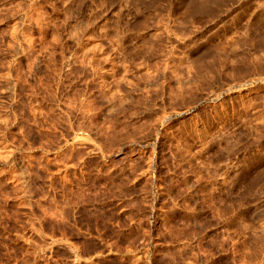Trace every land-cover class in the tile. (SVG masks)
<instances>
[{
    "label": "rangeland",
    "instance_id": "374dc122",
    "mask_svg": "<svg viewBox=\"0 0 264 264\" xmlns=\"http://www.w3.org/2000/svg\"><path fill=\"white\" fill-rule=\"evenodd\" d=\"M0 264H264V0H0Z\"/></svg>",
    "mask_w": 264,
    "mask_h": 264
}]
</instances>
